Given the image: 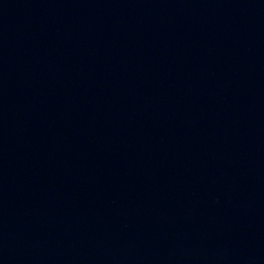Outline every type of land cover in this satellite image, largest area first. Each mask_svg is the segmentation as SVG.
I'll return each mask as SVG.
<instances>
[{"label": "water", "instance_id": "1", "mask_svg": "<svg viewBox=\"0 0 264 264\" xmlns=\"http://www.w3.org/2000/svg\"><path fill=\"white\" fill-rule=\"evenodd\" d=\"M0 264H264V0H0Z\"/></svg>", "mask_w": 264, "mask_h": 264}]
</instances>
